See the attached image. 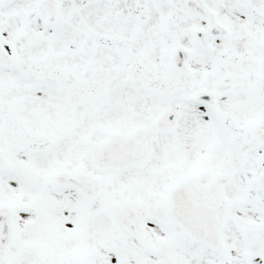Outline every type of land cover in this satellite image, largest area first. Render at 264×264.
I'll return each mask as SVG.
<instances>
[{
    "label": "snow or ice",
    "instance_id": "6c2138e0",
    "mask_svg": "<svg viewBox=\"0 0 264 264\" xmlns=\"http://www.w3.org/2000/svg\"><path fill=\"white\" fill-rule=\"evenodd\" d=\"M0 264H264V0H0Z\"/></svg>",
    "mask_w": 264,
    "mask_h": 264
}]
</instances>
